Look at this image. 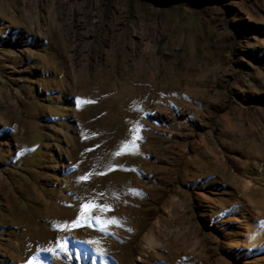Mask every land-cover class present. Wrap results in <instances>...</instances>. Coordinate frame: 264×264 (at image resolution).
<instances>
[{
	"label": "rangeland",
	"instance_id": "1",
	"mask_svg": "<svg viewBox=\"0 0 264 264\" xmlns=\"http://www.w3.org/2000/svg\"><path fill=\"white\" fill-rule=\"evenodd\" d=\"M0 264H264V0H0Z\"/></svg>",
	"mask_w": 264,
	"mask_h": 264
}]
</instances>
